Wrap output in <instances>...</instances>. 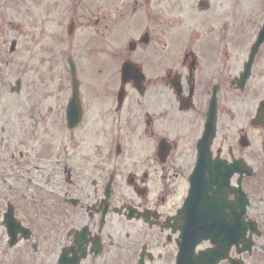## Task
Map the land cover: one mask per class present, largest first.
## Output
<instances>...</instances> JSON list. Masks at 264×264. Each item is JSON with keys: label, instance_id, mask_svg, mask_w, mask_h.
<instances>
[{"label": "flooded vegetation", "instance_id": "af4514ba", "mask_svg": "<svg viewBox=\"0 0 264 264\" xmlns=\"http://www.w3.org/2000/svg\"><path fill=\"white\" fill-rule=\"evenodd\" d=\"M54 10L72 24L66 40L86 28L80 57L93 77L78 80L80 117L70 122L65 79L62 116L45 126L65 141L53 148L41 133L32 157L10 153L22 165L6 201L11 262L264 258V39L255 47L264 0H55ZM241 211L251 253L239 254Z\"/></svg>", "mask_w": 264, "mask_h": 264}, {"label": "rangeland", "instance_id": "374dc122", "mask_svg": "<svg viewBox=\"0 0 264 264\" xmlns=\"http://www.w3.org/2000/svg\"><path fill=\"white\" fill-rule=\"evenodd\" d=\"M54 6L55 0H0V129H4L0 131V136L4 138V145L0 147V264H20L11 262L5 251L6 235L1 225L5 202L10 194L8 186L10 183L19 185L17 177L9 176L22 171L21 163L8 160L10 153H15L16 157L17 152L22 151L32 157L33 148L38 147L42 141L39 140L41 133L46 135L48 145L53 148L57 141H65L60 132L54 134V130L45 126H50L51 120L62 116L64 102L69 96L70 85L65 81L69 76L65 63L67 54L79 60L76 63V75L81 83L87 84L88 79L93 77L86 56L80 57L82 35L79 34H85L86 28L82 27L74 38L66 40L61 36L59 26L62 25L64 36L68 18L63 15L61 21H58ZM80 24L85 25L86 22L81 21ZM56 40H61V43L57 44ZM11 41H15L16 46L14 52L9 53ZM245 41V30L238 32L236 43L242 45ZM75 54L79 55V59ZM4 58L9 61L8 65ZM260 69L264 80V63ZM15 82L20 83V88L10 94V88L15 87ZM22 135L28 136L29 143L21 144L23 147L11 144L15 143L13 139H19ZM39 176L33 173L32 183L39 182ZM29 190H33L31 186ZM19 193L32 195L31 191L20 190L17 195ZM27 197L31 206L33 200H38L37 196ZM29 215L31 217L32 213ZM245 262L264 264V258L253 257Z\"/></svg>", "mask_w": 264, "mask_h": 264}, {"label": "water", "instance_id": "95a60500", "mask_svg": "<svg viewBox=\"0 0 264 264\" xmlns=\"http://www.w3.org/2000/svg\"><path fill=\"white\" fill-rule=\"evenodd\" d=\"M13 48H14V43H12V45H11V50H13ZM74 86H76V84H74ZM72 101L74 102V104L76 103V96H75V94H74V96H73V99H72ZM7 218H9V214L7 213L6 215H5V221H7ZM238 228H237V235H238V241L242 238V236H243V234H244V227L241 225V221H240V219H239V222H238ZM251 242H247L246 243V247H245V249L246 250H248V249H250V247H251ZM221 247H223L222 245H221ZM225 248V247H224ZM212 253H209V257H210V255H211ZM221 258H223V257H221ZM204 260V261H203ZM202 261H201V264H204L205 263V261H208L206 258H204ZM217 262V261H216ZM212 264H215V262L214 263H212Z\"/></svg>", "mask_w": 264, "mask_h": 264}]
</instances>
